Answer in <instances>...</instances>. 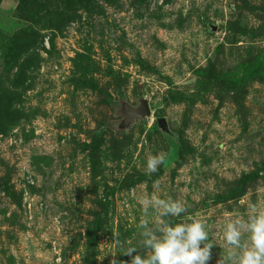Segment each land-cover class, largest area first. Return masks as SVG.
<instances>
[{"label":"rangeland","instance_id":"obj_1","mask_svg":"<svg viewBox=\"0 0 264 264\" xmlns=\"http://www.w3.org/2000/svg\"><path fill=\"white\" fill-rule=\"evenodd\" d=\"M152 195L207 264L264 206V0H0V264H127Z\"/></svg>","mask_w":264,"mask_h":264},{"label":"clouds","instance_id":"obj_2","mask_svg":"<svg viewBox=\"0 0 264 264\" xmlns=\"http://www.w3.org/2000/svg\"><path fill=\"white\" fill-rule=\"evenodd\" d=\"M164 160L163 153L149 155L146 174L156 172ZM139 205L144 216L138 225L139 247L144 254L133 255L137 246L124 247L119 253L131 257L127 264H207L214 243L204 223L198 219L173 223L169 219L186 211L184 203L152 195L140 199ZM152 212L159 220L149 226ZM221 236L226 245L221 264H264V206L250 204L243 216L222 225ZM110 264L117 261L113 259Z\"/></svg>","mask_w":264,"mask_h":264},{"label":"water","instance_id":"obj_3","mask_svg":"<svg viewBox=\"0 0 264 264\" xmlns=\"http://www.w3.org/2000/svg\"><path fill=\"white\" fill-rule=\"evenodd\" d=\"M126 111L128 115L127 122L136 120L137 118L144 117L149 114V111H148V108L146 107L145 102H141L140 106H138L137 108L133 110L127 109Z\"/></svg>","mask_w":264,"mask_h":264}]
</instances>
